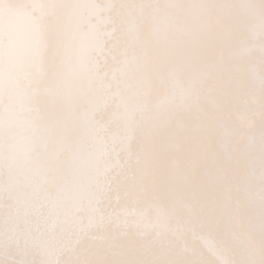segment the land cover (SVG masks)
<instances>
[{"label":"bare ground","instance_id":"obj_1","mask_svg":"<svg viewBox=\"0 0 264 264\" xmlns=\"http://www.w3.org/2000/svg\"><path fill=\"white\" fill-rule=\"evenodd\" d=\"M0 264H264V0H0Z\"/></svg>","mask_w":264,"mask_h":264}]
</instances>
